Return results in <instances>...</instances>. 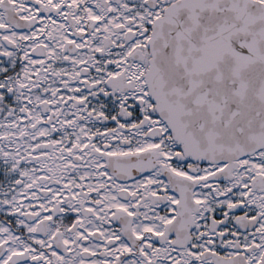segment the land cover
<instances>
[{"label":"snow or ice","instance_id":"snow-or-ice-1","mask_svg":"<svg viewBox=\"0 0 264 264\" xmlns=\"http://www.w3.org/2000/svg\"><path fill=\"white\" fill-rule=\"evenodd\" d=\"M0 264H264V0H0Z\"/></svg>","mask_w":264,"mask_h":264}]
</instances>
